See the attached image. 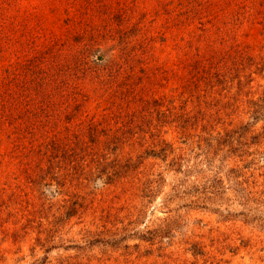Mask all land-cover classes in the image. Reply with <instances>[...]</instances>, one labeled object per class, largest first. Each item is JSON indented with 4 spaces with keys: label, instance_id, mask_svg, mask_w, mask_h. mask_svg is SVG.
<instances>
[{
    "label": "rangeland",
    "instance_id": "obj_1",
    "mask_svg": "<svg viewBox=\"0 0 264 264\" xmlns=\"http://www.w3.org/2000/svg\"><path fill=\"white\" fill-rule=\"evenodd\" d=\"M0 264H264V0H0Z\"/></svg>",
    "mask_w": 264,
    "mask_h": 264
}]
</instances>
